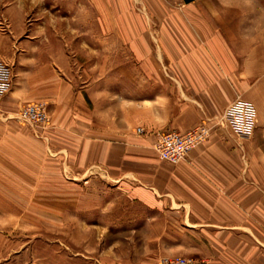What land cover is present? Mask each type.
Wrapping results in <instances>:
<instances>
[{"label": "crops", "instance_id": "1", "mask_svg": "<svg viewBox=\"0 0 264 264\" xmlns=\"http://www.w3.org/2000/svg\"><path fill=\"white\" fill-rule=\"evenodd\" d=\"M85 1L96 18H129L124 0ZM13 12L10 30L0 32V58L14 65L0 100V198L33 197L36 183L73 182L76 212L96 211L98 222L105 216L106 229L143 248L146 263L166 255L264 264V45L226 31H179L180 18L165 26L163 18H148L159 24L160 40L148 46L141 31L136 39L134 30L117 28L130 63L108 70L122 69V78L87 82L66 53L40 47L24 31L21 5ZM115 85L123 88L117 102L109 89ZM236 97L256 110L248 140L219 122ZM32 102L45 103L41 128L16 120ZM198 124L212 126L204 142L178 162L157 158L152 144L160 133Z\"/></svg>", "mask_w": 264, "mask_h": 264}, {"label": "rangeland", "instance_id": "2", "mask_svg": "<svg viewBox=\"0 0 264 264\" xmlns=\"http://www.w3.org/2000/svg\"><path fill=\"white\" fill-rule=\"evenodd\" d=\"M124 2L129 18H117L112 24L110 18H96L85 0H0V32L10 30L6 18H13V8L21 5L24 31L30 32L40 47L66 53L67 64L87 82L91 78L105 82L113 75L122 78V69L108 70L111 63H130L122 54L121 39L113 32L125 27L134 30L137 39L141 31L150 46L159 39L155 37L159 24L148 18H163V26L166 19L180 18L179 31L209 30L220 37L226 31L242 36L244 42L251 38L252 43L264 45V0H147L146 6L141 0ZM190 18L199 19L194 22ZM48 33L50 37L45 38ZM262 55L264 52L259 58ZM0 60L8 64L13 76V63ZM103 88L106 92V85L99 89ZM109 89L117 102L123 88L115 85ZM101 97L99 105L105 110L107 99ZM35 185L33 197L0 198V264H159L163 257H175L163 255L154 263L144 262L143 248L125 245L121 230H107L105 216L98 222L96 211L88 209L81 214L79 208L76 212L73 182H67L66 188L59 183ZM48 185L50 191L43 192Z\"/></svg>", "mask_w": 264, "mask_h": 264}, {"label": "built area", "instance_id": "3", "mask_svg": "<svg viewBox=\"0 0 264 264\" xmlns=\"http://www.w3.org/2000/svg\"><path fill=\"white\" fill-rule=\"evenodd\" d=\"M11 71L8 64L0 60V100L11 84ZM16 120L21 125L37 129L45 126L47 117L43 102L27 103L19 108ZM219 122L227 127L234 138L248 140L256 125V110L253 104L240 97L234 98L222 110ZM212 126L198 124L186 131L167 130L160 133L152 144V149L159 160L170 163L182 160L194 146L204 142ZM142 129L135 128L139 133ZM159 264H206L204 260L175 256L163 257Z\"/></svg>", "mask_w": 264, "mask_h": 264}, {"label": "trees", "instance_id": "4", "mask_svg": "<svg viewBox=\"0 0 264 264\" xmlns=\"http://www.w3.org/2000/svg\"><path fill=\"white\" fill-rule=\"evenodd\" d=\"M186 1H190V0H186Z\"/></svg>", "mask_w": 264, "mask_h": 264}]
</instances>
